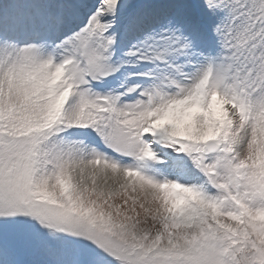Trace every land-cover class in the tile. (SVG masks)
<instances>
[{"label": "snow or ice", "instance_id": "snow-or-ice-1", "mask_svg": "<svg viewBox=\"0 0 264 264\" xmlns=\"http://www.w3.org/2000/svg\"><path fill=\"white\" fill-rule=\"evenodd\" d=\"M0 264H264V0H0Z\"/></svg>", "mask_w": 264, "mask_h": 264}]
</instances>
